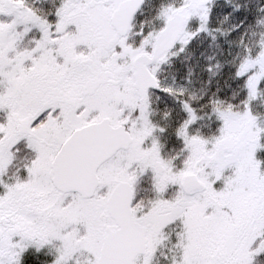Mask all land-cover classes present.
<instances>
[{
	"label": "snow or ice",
	"instance_id": "snow-or-ice-1",
	"mask_svg": "<svg viewBox=\"0 0 264 264\" xmlns=\"http://www.w3.org/2000/svg\"><path fill=\"white\" fill-rule=\"evenodd\" d=\"M0 264H264V0H0Z\"/></svg>",
	"mask_w": 264,
	"mask_h": 264
}]
</instances>
